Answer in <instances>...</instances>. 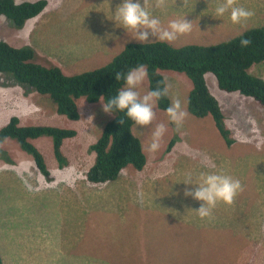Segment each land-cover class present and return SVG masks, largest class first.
<instances>
[{
    "label": "rangeland",
    "instance_id": "1",
    "mask_svg": "<svg viewBox=\"0 0 264 264\" xmlns=\"http://www.w3.org/2000/svg\"><path fill=\"white\" fill-rule=\"evenodd\" d=\"M35 1L15 0L17 4ZM47 1L45 10L21 28L1 17L0 40L34 49L37 63L58 66L67 75L102 68L127 44L140 43L110 20L123 0ZM218 2L190 0L189 7L176 10L179 15L175 13L173 20L185 18L192 30L170 44L214 45L264 27V0H237L238 6L255 12L243 26L233 24L229 14L215 18ZM251 73L264 79V62ZM161 74L172 85L170 99L178 97L189 113L191 79L175 71ZM13 80L0 73V129L17 116L24 126L73 129L77 135L63 143L68 161L64 167L55 158L51 137L32 140L47 158L54 180L37 169L32 155L16 139L0 144L4 264H264V108L253 98L222 91L216 76L207 74V85L219 100L234 139L231 147L211 116L200 119L189 113L178 132L157 105L154 123L167 126L158 151H147L150 128H133L148 157L144 170L128 167L118 180L94 184L86 178L95 162L92 145L114 114L105 113L101 101L81 98L77 101L81 118L73 121L57 113L49 96ZM147 91L148 78L141 95ZM211 171L239 179L244 191L233 205L218 204L208 222L187 213L202 206L184 195L186 188L194 191L198 186L180 182L187 173L198 179Z\"/></svg>",
    "mask_w": 264,
    "mask_h": 264
},
{
    "label": "trees",
    "instance_id": "2",
    "mask_svg": "<svg viewBox=\"0 0 264 264\" xmlns=\"http://www.w3.org/2000/svg\"><path fill=\"white\" fill-rule=\"evenodd\" d=\"M48 6L47 0L17 4L15 0H0V18L8 19L16 28L38 17ZM242 39H249L250 45L241 46ZM37 53L29 47H14L0 40V73L9 75L20 85L27 86L43 96H49L58 114L73 121L81 118L77 101L85 98L90 103L100 102L104 97L107 103L124 86L117 81V72L127 73L131 68L143 64L148 71L149 88L155 90L158 82L164 79L161 71H175L187 75L193 82L188 97V111L203 119L213 118L215 126L231 147L234 139L227 128L225 115L219 100L211 93L206 75L216 76L219 88L227 93H239L253 98L264 108V79L252 68L264 62V27L253 28L242 35L211 45L173 46L168 42L130 43L109 64L102 68L75 75H67L58 66H45L36 61ZM171 99L162 98L157 105L166 111ZM105 125L100 138L92 145L95 163L86 174L87 181L94 184L114 182L123 170L132 167L142 171L148 163L141 140L134 134L133 122L125 113L115 112ZM120 119L124 120L123 125ZM77 132L44 125H22L19 117L13 116L5 127L0 129V144L8 139H16L21 148L32 155L37 169L48 179L53 180L46 159L32 143L41 137H51L55 158L60 167L68 165L62 152L65 140L74 138ZM174 142L170 144L172 149ZM2 159L12 163L7 155ZM0 264H4L0 254Z\"/></svg>",
    "mask_w": 264,
    "mask_h": 264
},
{
    "label": "clouds",
    "instance_id": "3",
    "mask_svg": "<svg viewBox=\"0 0 264 264\" xmlns=\"http://www.w3.org/2000/svg\"><path fill=\"white\" fill-rule=\"evenodd\" d=\"M182 3L183 8H187L190 5V0H182ZM167 6L168 0H143V4L140 0H135V2L134 0H123V3L116 8L114 19L110 20H115L117 25L123 27L127 33H132V38L140 43H151L153 40L149 39L150 36L160 42L172 43L178 36L191 32L192 23L184 18L172 20L167 27H164L155 13L166 9ZM225 14H229L233 24L243 26L255 15V12L238 6L237 0H221L216 4L214 17H224ZM250 43L249 39L241 40L242 47H247ZM147 78L148 71L143 64L131 68L127 73L117 72L115 79L123 80L124 86L107 103L104 102L103 96L99 99L105 113L113 114L117 111L125 113L135 128H150L151 141L147 146V151L156 152L161 147L167 126L164 123H154L157 120L155 109L159 100L170 97L172 85L167 78H164L158 82L155 90L147 91L141 95L140 89ZM166 114L178 132L189 116L178 97L171 98ZM120 123L123 125L124 120L120 119ZM180 183L198 186L194 191L186 188L184 195L202 202V206L198 210L188 209L187 213L194 212L201 221L207 220L208 222L214 219L213 210L218 204L223 203L231 206L237 195L244 191L239 179H234L223 171L201 173L198 179H194L191 173H187L183 182Z\"/></svg>",
    "mask_w": 264,
    "mask_h": 264
},
{
    "label": "crops",
    "instance_id": "4",
    "mask_svg": "<svg viewBox=\"0 0 264 264\" xmlns=\"http://www.w3.org/2000/svg\"><path fill=\"white\" fill-rule=\"evenodd\" d=\"M181 6H183V4H181V2H180V0H177V2H176V0H168V6H167V8L166 9H164V10H161L160 12L158 11V12H156L155 13V15H157L158 16V18L160 19V20H162V21H164L165 23H166V26L168 25V23L170 22V21H172L173 20V16H175V13H176V16H177V11L176 10H181L182 11V8H181ZM179 15V14H178ZM189 33H191V32H189ZM185 35V34H184ZM184 35H181V36H179V37H183ZM130 44V43H129ZM128 45V44H127ZM126 45V46H127ZM184 45H187V44H184ZM125 46V47H126ZM178 46H183V44H180V45H178ZM124 49H121V50H119L116 54H120L122 51H123ZM115 54V55H116ZM112 61V59L107 63V64H109L110 62ZM106 64V65H107ZM105 66V65H104ZM103 67V66H102ZM101 68V67H100ZM46 159V162H47V158H45ZM48 165V164H47ZM49 168V167H48ZM50 170V169H49ZM50 172H51V170H50Z\"/></svg>",
    "mask_w": 264,
    "mask_h": 264
}]
</instances>
